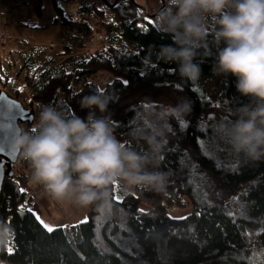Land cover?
<instances>
[{
  "label": "trees",
  "instance_id": "16d2710c",
  "mask_svg": "<svg viewBox=\"0 0 264 264\" xmlns=\"http://www.w3.org/2000/svg\"><path fill=\"white\" fill-rule=\"evenodd\" d=\"M23 2L43 16V0ZM53 2L54 24L74 32L72 39L86 41L97 29L105 36L99 49L81 55L68 46L60 54L54 47L33 46L18 59L8 41L0 40V84L34 114L21 127L38 118L37 105L53 101L86 119L90 110L80 101L96 87L106 90L110 102L106 113L93 110L111 117L121 140L128 139L130 122L145 101L175 106L187 98L192 110L183 126L170 121L173 132L160 166L169 173L167 194L114 190L113 202L127 213L124 219L103 220L89 208L86 222L49 232L33 211L37 199L28 195L18 155L14 175L5 177L0 193V221L12 229L0 249V264H264V161L245 163L214 133L217 121L235 120L232 111L251 100L237 91L235 76L214 74L216 47L210 45L211 54L194 62L202 79L220 85L217 101L206 97L198 82L181 78L178 63L158 59L161 46H176L171 34L155 28V13L166 0H97L93 8L84 3L81 21L65 17V9ZM17 61L16 75H23L30 98L20 97ZM170 211L188 213L173 218Z\"/></svg>",
  "mask_w": 264,
  "mask_h": 264
},
{
  "label": "clouds",
  "instance_id": "9594fccd",
  "mask_svg": "<svg viewBox=\"0 0 264 264\" xmlns=\"http://www.w3.org/2000/svg\"><path fill=\"white\" fill-rule=\"evenodd\" d=\"M154 23L176 45L161 46L158 59L178 63L180 77L192 83L201 77L195 59L216 47L214 74L235 76L237 91L251 102L232 111L235 120L217 121L214 133L245 163L264 161V0H166ZM150 66L149 56L145 67ZM109 102L106 90L96 87L80 101L90 110L86 119L56 101L39 104L38 118L21 127L11 145L27 163L31 185L57 202L91 208L103 220L127 216L113 202L117 187L167 194L170 177L160 166L173 132L170 121L183 126L192 110L187 98L175 106L145 101L130 122L128 139L121 140L111 117L93 110L106 113ZM11 235V227L0 221V249Z\"/></svg>",
  "mask_w": 264,
  "mask_h": 264
},
{
  "label": "rangeland",
  "instance_id": "374dc122",
  "mask_svg": "<svg viewBox=\"0 0 264 264\" xmlns=\"http://www.w3.org/2000/svg\"><path fill=\"white\" fill-rule=\"evenodd\" d=\"M59 7L64 8L65 11L74 15L77 12H81V7L87 3L90 5L89 8L98 7L97 0H71L70 3L64 4V0H56ZM109 3H112L113 0H108ZM97 2V3H96ZM4 9L6 12H11L12 23L11 34L12 40L8 41V49L15 50L18 53H15V58L18 59L19 52H24L25 50L33 46H42V47H54L57 53H62L63 49L68 46L74 51V54L81 55L84 52H92L96 49H99L102 46L104 39V32L97 29L95 33L96 39L88 38V40L83 41L79 39H72L74 32H67L58 24H54L56 13L54 11V2L53 0H43V16H37L32 8L25 4L23 1L16 3L13 1H5ZM64 15V13H63ZM67 15H64L65 17ZM71 17V16H70ZM91 20V19H90ZM25 44V45H24ZM64 58L58 57L59 59ZM14 69V74L16 75L20 70V64ZM17 87L20 89V97L30 98L31 92L24 89L23 85V75L17 76ZM105 80V79H102ZM198 87L208 98H216L220 100L221 87L217 82L202 79L198 81ZM9 88L5 92H8ZM216 96V97H215ZM116 188V191H118ZM44 194V195H43ZM42 195V196H41ZM36 197L38 200L33 207V211L36 213L43 225L47 224L53 229L64 227L73 223H81L86 221L88 218L89 209H80L69 205L67 203H60L46 195L44 192ZM145 207L146 209H143ZM142 210L146 211L149 209L148 206H142ZM187 211H170L169 215L173 218H180L187 215Z\"/></svg>",
  "mask_w": 264,
  "mask_h": 264
},
{
  "label": "water",
  "instance_id": "95a60500",
  "mask_svg": "<svg viewBox=\"0 0 264 264\" xmlns=\"http://www.w3.org/2000/svg\"><path fill=\"white\" fill-rule=\"evenodd\" d=\"M16 3L25 0H5ZM34 114L6 93H0V193L6 176L14 175V167L18 164V153L11 145L19 136L21 124L31 123Z\"/></svg>",
  "mask_w": 264,
  "mask_h": 264
},
{
  "label": "built area",
  "instance_id": "2783aa9c",
  "mask_svg": "<svg viewBox=\"0 0 264 264\" xmlns=\"http://www.w3.org/2000/svg\"><path fill=\"white\" fill-rule=\"evenodd\" d=\"M66 2L71 0H65ZM74 1V0H73ZM4 3L5 0H0V40H4V41H10L12 40V34H11V26L14 24V22L12 23V19L14 18L12 16L11 12H6L4 9ZM95 3L89 4L87 3L88 6L90 5H94ZM64 15H67V12H64ZM73 17L74 21H81L84 17H86V15H84L82 12H77V14H70L68 13V15L66 17ZM91 38H94V40L96 39L95 34L92 35ZM7 90L6 87H4L3 85L0 84V93H6L5 91ZM20 171L21 173H24L27 176V179L29 181V167L27 165L26 162L22 161L21 165H20ZM43 193V190L38 187V186H33L29 183V197L31 198H36L39 195H41Z\"/></svg>",
  "mask_w": 264,
  "mask_h": 264
},
{
  "label": "snow or ice",
  "instance_id": "6c2138e0",
  "mask_svg": "<svg viewBox=\"0 0 264 264\" xmlns=\"http://www.w3.org/2000/svg\"><path fill=\"white\" fill-rule=\"evenodd\" d=\"M83 222H86V221H83ZM44 227H45L49 232L53 231V228L50 227V226H48L47 224H45Z\"/></svg>",
  "mask_w": 264,
  "mask_h": 264
},
{
  "label": "crops",
  "instance_id": "0c3cea01",
  "mask_svg": "<svg viewBox=\"0 0 264 264\" xmlns=\"http://www.w3.org/2000/svg\"><path fill=\"white\" fill-rule=\"evenodd\" d=\"M44 195V194H43ZM42 196V195H41ZM38 201V200H37ZM37 201H36V203H37ZM35 213V212H34ZM36 214V213H35ZM37 216V215H36ZM38 217V216H37ZM73 224H76V223H73Z\"/></svg>",
  "mask_w": 264,
  "mask_h": 264
}]
</instances>
